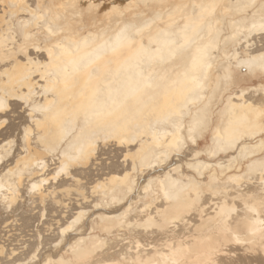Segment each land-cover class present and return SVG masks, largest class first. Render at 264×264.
<instances>
[{"label": "bare ground", "instance_id": "1", "mask_svg": "<svg viewBox=\"0 0 264 264\" xmlns=\"http://www.w3.org/2000/svg\"><path fill=\"white\" fill-rule=\"evenodd\" d=\"M14 2L16 7L11 6ZM41 2L64 5L59 11L77 29L74 38L80 43L78 52L53 49L50 57L46 49L52 45L41 44L39 38L35 44L40 51L31 47L25 49L27 55L21 52L23 36L31 35L34 30L31 9ZM146 2L150 0H0V101L5 104L0 110V144L7 140L5 154H12L6 163L1 164L0 157V217L15 206L18 211L25 208L28 217L20 215L17 220H22L21 225L34 226L36 234H32L38 241L29 255L32 242L25 244L27 241H24L16 246L14 240L7 238L10 242L6 243L0 237V264H171L173 260L204 264L209 255L216 264H264V224H261L264 214H257L264 170V131L261 122L242 107L264 102V84L244 87L241 82L250 80L251 75L233 68L235 81L225 86L224 71L217 70L218 66L228 64L225 59L226 52L230 51L228 47H235L232 54L243 49L241 59H247L245 52L257 56L264 50V40L259 34L243 40L236 35L254 20L249 19L254 10L244 7L252 0H164L166 7L155 10L145 8ZM255 3L259 6L261 0ZM176 5L181 7L176 9ZM154 11L163 13L165 25H171V30L180 32L186 28V34L193 41L186 52L187 63L198 58L199 49L205 45L219 50L212 53L213 66L203 81V99L188 103L192 99L191 77L185 78L183 69L176 68L166 92L162 90L158 96V110L143 120L125 125L106 113L117 98L115 90L121 87L130 71V62L126 56L110 50L96 61L104 71L94 76L79 73L76 86L65 90V77L72 71V60L95 56L101 46L115 43L125 25L142 26ZM255 11L258 16L255 22H259L258 8ZM195 74L201 75L199 70ZM234 85L243 88L235 89ZM230 88H234L233 94L218 111L217 119L212 120L215 129L208 149L213 157L225 153L228 156L219 157L215 165L201 164L206 169L214 168L215 174L219 170H229L226 172L229 173L238 162L248 164L244 173H232L225 175L224 181H213L217 194L210 195L209 186L200 185L194 177L184 179L177 174L181 165L165 163L175 150L174 143L183 142L185 133L197 145L196 138L201 132L199 128L189 131L194 123L184 130V119L176 124L167 116L185 104L193 122L204 120L201 118L211 115L207 105L216 103ZM18 108L22 109L20 114L24 120L16 124ZM74 114L79 115L78 122L73 120ZM85 114L89 121L87 127ZM18 129L20 134L15 135ZM26 130L30 133L27 141ZM93 130L110 134L107 140L102 136L96 140L94 149L91 147ZM12 135L16 139L11 140ZM108 144L121 150L115 161L103 158V147ZM66 154L83 156V159L73 162L63 173L60 170L67 163ZM155 164L166 165L153 169ZM137 167L141 168V175L148 170V177L144 176L141 191L122 205L120 194L124 187L129 191L136 187L137 176L133 170ZM158 172L160 175L154 174ZM211 179L218 178L211 175ZM194 186L201 188L199 196ZM190 190L195 207L186 211ZM166 192L171 199L165 198ZM205 195L211 198L209 205L203 202ZM247 197H254L247 203L256 207L257 213L245 209ZM47 202L52 203L51 209L47 208ZM112 204L119 206L108 209ZM92 206L95 208L90 211ZM68 209L71 220L65 223L67 226L60 225ZM229 209H235L228 217L232 232L224 233L215 218L224 219L221 214ZM47 211L53 219L45 230H50L49 234L38 229L40 218ZM36 215L37 219H33ZM55 224L59 226L53 228ZM42 236L53 246L44 254L46 260L37 262L42 254ZM235 236L240 237V243L235 241Z\"/></svg>", "mask_w": 264, "mask_h": 264}, {"label": "snow or ice", "instance_id": "2", "mask_svg": "<svg viewBox=\"0 0 264 264\" xmlns=\"http://www.w3.org/2000/svg\"><path fill=\"white\" fill-rule=\"evenodd\" d=\"M12 7H16L14 2ZM23 7H27L24 5ZM64 5L50 4V3H36L35 7L31 9L30 15L32 18V24L34 30L31 35L23 36V47L21 52L27 55L25 49L31 47H37L35 44L36 39L41 40V44L47 42L52 45L51 48L46 50L51 57L53 49L62 50L64 52H78L80 49V43L74 38L77 33V29L68 20L66 15L60 13L59 9ZM145 8H151L153 10L166 7L164 0H150L144 5ZM181 6L176 5L175 8L179 9ZM187 7V6H184ZM245 8L253 9V17L256 15V9L259 10L260 20L259 22L251 23L250 27L242 28L236 35L241 40L251 38L257 34L264 40V0H261L259 6L256 5L255 0L252 3L244 5ZM147 14V13H146ZM169 19H171V13H169ZM171 25H165L164 16L162 12H155L150 16V19L146 21L142 26L135 24L125 25L117 35L116 41L112 45L101 46L95 56L81 57L79 60H72V71L66 74L64 87L65 90L74 88L77 84V75L79 73H87L89 76L98 75L105 69L102 66L96 65V61L104 54L106 50H110L113 54H119L126 56L130 62V71L127 74L124 81L121 82V87L115 90L116 99L112 101L107 111L108 116H115L118 120L123 121L125 125L134 121H140L147 116L152 115L158 110V96L163 90L166 92L167 85L171 74L175 72L176 68H182V75L185 78L191 77V92L192 99L188 103H195L197 100L203 99L202 93L204 91V83L206 80L207 72L212 68V60L214 59L212 53L219 50L212 45H205L199 49L198 58L194 59L190 64L186 62V52L189 45L193 42L192 39L186 34V28H181L180 32L171 30ZM236 35L233 40L235 41ZM87 44V41H84ZM40 47H37V51H40ZM247 59H241V53L236 52L234 54H225V59L228 61L227 66H218V71L223 69L224 76L222 77L225 82V86H228L235 81V74L232 69H240L244 74L251 75L253 77H259L264 82V50L259 55L253 56L248 52L244 53ZM235 61L234 64L231 62ZM95 65V66H94ZM199 70L201 75L198 77L195 73ZM241 96L243 91L241 90ZM231 106V101L229 99ZM235 107V106H231ZM242 107L247 109L250 116L255 117L261 122L260 126L264 131V102L259 106L253 104H244ZM5 108L3 101H0V110ZM186 105L182 104L173 111H171L167 119L172 120L178 124L183 121L186 115L190 113L186 112ZM55 119V118H54ZM208 117L204 120H195L193 127L189 129L190 132L196 131L199 128L203 131L205 123ZM73 120L78 122L79 115L74 114ZM88 117L85 114L84 125L88 126ZM105 140L110 138V134L98 130H93L91 133L92 144L91 147L95 148V142L100 137ZM30 133L25 131L26 141L29 139ZM44 137L41 135V140ZM195 142V140H193ZM173 147L179 150L183 147V143L177 140ZM91 152L88 153L90 157ZM83 159V156L71 157L67 156V163L61 167V172L66 173L67 169L73 162H78ZM60 173H57L59 176ZM261 192L259 194L258 207L260 212L257 213L256 207H250L247 200L254 197H247L245 202V209L252 213L264 214V170L261 172ZM36 190V186L33 185V191ZM196 195L201 194V188L194 186ZM209 194L216 195L214 186L209 184ZM222 194V193H221ZM165 198L171 199L169 193H164ZM187 200L190 202L186 211L195 207V200L192 197L191 190L187 195ZM235 209H229L227 213H222L224 219L220 217L215 218L220 231L224 233H231L232 229L228 224V217L230 213ZM264 224V221H261ZM237 243L241 242L239 236L234 237ZM171 264H186L185 261L173 260ZM204 264H216L215 260L209 255V258L204 261Z\"/></svg>", "mask_w": 264, "mask_h": 264}, {"label": "rangeland", "instance_id": "3", "mask_svg": "<svg viewBox=\"0 0 264 264\" xmlns=\"http://www.w3.org/2000/svg\"><path fill=\"white\" fill-rule=\"evenodd\" d=\"M257 17L258 16H256V15H255V17H253L252 12H251V16H250L249 19L256 20ZM234 48H233V46L227 48L228 50H230V51H228L229 52L228 55H231L233 53V49ZM240 51L242 52L241 53V55H242L243 54V49L240 50ZM226 61H222V62H226ZM231 63L234 64L235 61H232ZM241 84H243L244 87H246V86L248 87V86H252V85H261V84H264V82H262L259 79V77L250 76V80H248L246 82H241ZM235 87H236L235 89L243 88V87H238V86H235ZM230 90L231 91H226L224 94H222V97L217 99L216 103L212 102V103L207 105L206 108L211 110V112H210L211 115L209 117L207 115H205L204 117L201 118V119H205V117H208L209 119L206 120L205 128L203 129V131L200 132V134L196 138V140L198 141L197 145L195 143L193 144L192 138L189 137L185 133V137H184V140L182 142L183 143V147H181L180 150H176L175 149V150L171 151V153L169 154L170 156H168V160L165 163L168 164L169 162H172V164H177L178 166L181 165V167H179L180 170L177 171V174H179L182 178L187 179V178H190V177H194L200 183V185L202 183L205 186H209V184L212 183L213 181L222 180L227 175L232 174V173H235V174L244 173L245 170L247 169V164L248 163H245L244 161H242L243 164L238 162L240 164L237 163L236 166L229 173H226L229 170L228 171L219 170L215 174V171H214L215 169L214 168L206 169L205 167H203V165L206 162L214 163V165H215V162L218 161L219 157L222 158L221 156H225V158H226V156H228V154L225 153V154H221V155L218 154V157L217 156L213 157L212 154L208 152V149L211 148L210 137H211V133L215 129V127H214V125L212 123V120H216L217 119V117L219 116L218 111H220L224 107V105L227 102V99L230 98L229 96L233 94L232 92H234V88H230ZM21 111H22L21 108L17 109V112H16L17 119L15 120L16 124L17 123H21L24 120V116H22L20 114ZM9 121H10V119L7 120V123ZM193 123L194 122H193L192 117H190V115H186L185 118H184V121H183L184 128H185L184 130L189 129V127H191ZM16 132H17V134H20V130L19 129L15 131V135H16ZM13 137H14V135H12V137H10V139L11 140L12 139H16V138H13ZM8 144L9 143H8L7 140L0 144V145H2L1 146L2 148H0V153L4 154V155H0V157L2 158L1 164L2 163H6L4 161L8 160L11 157V155H12V154H5V149L8 147ZM14 149H15V147H13L12 150H14ZM103 152L105 153V156L103 158L110 157L111 158L110 161L111 160L115 161L116 159H118V156L120 155L121 150L119 148H116L113 144H108L105 147H103ZM157 154H158V151H156L154 153L153 157L156 158ZM154 158L152 160H154ZM201 163H204V164H201ZM165 165L155 164V166H153L152 168L153 169H159L161 167L163 168ZM195 165H196V167H195ZM197 166H200L198 169L201 170L202 172H200L197 169ZM113 170H116V168H112V171ZM140 170H141L140 167H137L136 169L133 170V175L137 176L136 185H135L136 187L132 191H129V190L126 189V187H124L123 193L120 194V196L122 197L121 200L123 201L122 205H126L127 203H129L131 198H134L138 194V192L141 191V188H142L141 185L143 186L145 184V183H143V181H145L144 180V176L147 175V171L148 170L143 175H141ZM107 171L108 170H106L105 172H107ZM158 173H154V174L155 175H160V173L159 174ZM211 175H216V178H218V179H216V180L211 179ZM147 177H148V175L146 176L145 179H147ZM224 180H222V181H224ZM25 188H26V186H24V189ZM203 199H204L203 202L206 205L210 204L211 198L208 195H205L203 197ZM94 206H96V205H94ZM94 206L90 207L91 210L90 209H87V210L92 211L93 208H95ZM118 206L119 205L116 206V204H112V205H109L108 209H112L113 207H118ZM20 207L23 208L24 205H20ZM47 208L51 209L52 208V203L47 202ZM70 209H68V211L66 213L67 217H66L65 221L62 218V220L64 222L61 223L60 225H63L65 223H67V221L71 220V219H69L70 218ZM25 210L26 209L23 208L22 210L20 209V211H18L17 207L15 206V207H13L12 210H8V211H4L3 212V215L0 217V235H1L0 237L2 238L3 241L4 240L6 241L7 238L8 239L10 238V239L14 240L13 243L16 246H20L21 242H24V241H27V242H25V244H27L28 242H29L28 244H30V242H32L31 251H30V254H29V255H31L32 252L34 251L36 245L38 244V241L36 242V239L34 237V235L36 234V231H35L36 229L32 225H27V224L21 225L22 220H20V219L17 220V218H19L20 215H23L24 218L28 217V215H27L28 213L25 212ZM49 213L50 212L47 211L46 215H45L46 217L44 216V217L40 218L41 222H40V225L38 227L40 233H42V231L45 234L46 233L49 234L51 232L50 230L47 231V232L45 231V230H47L48 224L52 223L51 221L53 220L52 217L50 216L51 214L49 215ZM37 217L38 216L36 215V216H33L32 218L33 219H37ZM33 222L34 221H32L31 223L33 224ZM83 223H84V221L81 223V225H84ZM37 224H38V222H36V225ZM65 225L67 226V224H65ZM57 226H59V225L55 224L53 226V228H56ZM1 227L5 228V230H3V228H1ZM6 227H8V228H6ZM56 232H58L57 229L55 230V233ZM32 233H34V235ZM30 234H32V235H30ZM51 234H53V233H51ZM7 236H9V237H7ZM45 238H46L45 236H42V238H41L42 239V242H41L42 243V245H41L42 248H40V250L41 249L42 250H41L40 254L41 253L42 254L39 257H37L38 258L37 262L38 261H45L46 258L44 257V254L49 252L48 248L53 246V244L48 243V241ZM33 240H35V241L33 242ZM56 241H57V239H56ZM9 242H10V240L6 241V243H9ZM46 245H47V247L43 248V246H46ZM52 249H53V252L56 251L55 247H53Z\"/></svg>", "mask_w": 264, "mask_h": 264}]
</instances>
